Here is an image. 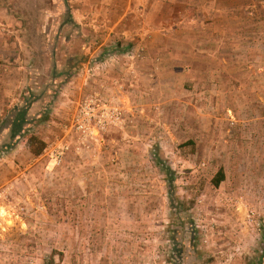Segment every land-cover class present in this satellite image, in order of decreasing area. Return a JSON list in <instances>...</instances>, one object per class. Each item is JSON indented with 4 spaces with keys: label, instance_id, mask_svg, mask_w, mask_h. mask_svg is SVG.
Segmentation results:
<instances>
[{
    "label": "rangeland",
    "instance_id": "rangeland-1",
    "mask_svg": "<svg viewBox=\"0 0 264 264\" xmlns=\"http://www.w3.org/2000/svg\"><path fill=\"white\" fill-rule=\"evenodd\" d=\"M30 101L13 149L0 126V264H264V0H0V124ZM116 208L121 252L90 234Z\"/></svg>",
    "mask_w": 264,
    "mask_h": 264
},
{
    "label": "trees",
    "instance_id": "trees-1",
    "mask_svg": "<svg viewBox=\"0 0 264 264\" xmlns=\"http://www.w3.org/2000/svg\"><path fill=\"white\" fill-rule=\"evenodd\" d=\"M32 105L33 101L17 105L8 112L7 118L4 119L5 121L3 122L2 120L0 126H2L3 129H8L10 132V143L6 145L7 149H13L26 133L27 127L31 124L29 111ZM45 119H48V117H45ZM28 147L31 154L34 157H38L43 154L46 148V143L39 137L32 135L28 140ZM162 162L163 161L160 156L156 155V163L164 168ZM169 174H171V171ZM225 178L226 176L224 171L220 170L213 181L214 186L219 187ZM54 262V259L50 258V260L47 261V264H54Z\"/></svg>",
    "mask_w": 264,
    "mask_h": 264
},
{
    "label": "crops",
    "instance_id": "crops-1",
    "mask_svg": "<svg viewBox=\"0 0 264 264\" xmlns=\"http://www.w3.org/2000/svg\"><path fill=\"white\" fill-rule=\"evenodd\" d=\"M128 133H125L124 136H126ZM128 136V135H127ZM109 209V208H108ZM103 211L101 213V219L98 221H95V228L92 226L93 229H91L90 234H96L97 231H100V234L105 233L106 236L110 237L111 242L110 244L102 245L105 247L107 251H119L121 252L124 248V243L120 240H122L124 236V226L129 227V223L127 222L128 215L122 214V209L119 210V208H116L115 211ZM115 212L121 213L120 215L115 214ZM116 238V240H115ZM114 241H116L114 243Z\"/></svg>",
    "mask_w": 264,
    "mask_h": 264
},
{
    "label": "built area",
    "instance_id": "built-area-1",
    "mask_svg": "<svg viewBox=\"0 0 264 264\" xmlns=\"http://www.w3.org/2000/svg\"><path fill=\"white\" fill-rule=\"evenodd\" d=\"M100 107L96 102H90L81 107L80 113L76 119L77 130L83 133L85 136L92 134L91 129H97L99 127L101 130L105 128L110 114L105 110L102 115L99 114ZM65 150H68V146L61 147L60 150L52 153V158L55 164H60L63 160Z\"/></svg>",
    "mask_w": 264,
    "mask_h": 264
}]
</instances>
